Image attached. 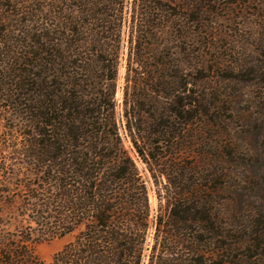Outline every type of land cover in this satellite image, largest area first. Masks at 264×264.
Segmentation results:
<instances>
[{
  "label": "trees",
  "instance_id": "16d2710c",
  "mask_svg": "<svg viewBox=\"0 0 264 264\" xmlns=\"http://www.w3.org/2000/svg\"><path fill=\"white\" fill-rule=\"evenodd\" d=\"M218 5L0 0V114L18 119V154L33 176L16 202L33 226L13 235L0 220V264H264V213L223 214L241 160L222 137L224 102L195 50L208 45ZM136 162L158 202L151 243ZM71 234L47 263L29 246Z\"/></svg>",
  "mask_w": 264,
  "mask_h": 264
},
{
  "label": "rangeland",
  "instance_id": "374dc122",
  "mask_svg": "<svg viewBox=\"0 0 264 264\" xmlns=\"http://www.w3.org/2000/svg\"><path fill=\"white\" fill-rule=\"evenodd\" d=\"M214 17L208 29L211 33L206 38L208 45L197 44L195 50H200L198 57L201 55L205 61L207 71L204 77L207 83L219 88L220 99L224 102L226 130L221 131L222 137L225 142L231 143V148L237 150L241 160L234 172L240 179V186L232 201L229 200L223 209V214L229 218L236 211L243 215H257L264 213V0H219ZM127 33L125 25L114 96L117 120L121 118ZM189 43L190 49H193L194 44ZM189 57L193 65L195 55L190 54ZM0 115V140L3 143L0 151V201L12 204L8 207L0 205V220L9 223L3 229L6 233L18 235L14 227L27 231L33 226L23 220L21 214L25 210L16 205L18 199L26 196L22 185L32 183L33 176L18 154L23 142L18 119L6 112ZM120 134L123 137L121 130ZM123 144L130 149L124 138ZM136 163L146 186L151 210L148 231V242L151 243L158 202L147 171L141 163ZM5 180L7 183H2ZM24 219L28 217L24 216ZM32 231L37 233V229ZM72 239L73 234L59 239L45 238L29 246L36 258L47 263Z\"/></svg>",
  "mask_w": 264,
  "mask_h": 264
}]
</instances>
